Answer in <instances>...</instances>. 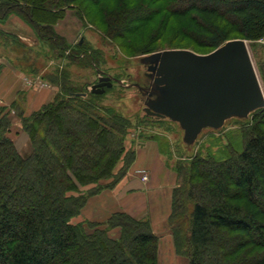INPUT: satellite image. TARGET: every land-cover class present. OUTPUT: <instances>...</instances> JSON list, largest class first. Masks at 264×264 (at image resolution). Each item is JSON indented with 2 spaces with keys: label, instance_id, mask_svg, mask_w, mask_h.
Returning <instances> with one entry per match:
<instances>
[{
  "label": "trees",
  "instance_id": "1",
  "mask_svg": "<svg viewBox=\"0 0 264 264\" xmlns=\"http://www.w3.org/2000/svg\"><path fill=\"white\" fill-rule=\"evenodd\" d=\"M110 1L0 0V21L21 15L39 44L74 60L87 53L84 43L70 50L52 29L66 8H76L111 41L134 34L157 5L166 9L157 35L130 46L129 59L157 52L155 44L173 17L185 21L178 35L208 53L230 40L264 37V0H116L113 9ZM41 8L51 13L52 23L41 20ZM0 32L25 46L17 34ZM87 56L98 67L96 57ZM59 76L53 78L59 91L51 103L28 116L23 105L18 115L29 155L22 156L8 138L10 122L0 108V264H158L159 239L148 221L115 213L102 223L72 222L89 197L119 181L135 155L125 146L128 117L103 104L106 94L122 87L85 93ZM16 107L17 102L11 106ZM136 120L156 122L141 115ZM243 124L249 126L241 141L175 166L168 227L187 264H264V109ZM91 185L96 188L78 192Z\"/></svg>",
  "mask_w": 264,
  "mask_h": 264
},
{
  "label": "rangeland",
  "instance_id": "2",
  "mask_svg": "<svg viewBox=\"0 0 264 264\" xmlns=\"http://www.w3.org/2000/svg\"><path fill=\"white\" fill-rule=\"evenodd\" d=\"M115 2L116 0H111L106 4L109 8L113 9ZM140 2H142V0H140ZM148 4L149 3H145L144 6L147 7ZM156 7L148 23L141 26L134 34L117 41H111L105 38L97 27L87 24L76 8H66L63 11L62 18L52 25V29L57 36L61 37L64 42L68 44L70 50L76 48V45L79 44L80 39H82V43H84L83 49H85L87 53L77 60L70 58L66 52L61 53L60 51L52 50L50 45L39 44L33 37L27 38V41L20 40V42L25 45L21 47L12 38L0 32V70L1 68L4 70H11L10 68H12V71L13 69L18 70L21 74L19 82H22L25 88L28 89V91L18 92L15 100L8 108H5L6 110L3 112L10 122V129L7 136L14 143L16 149L22 156H27L30 153L29 138L24 133L18 117L22 111L23 105V109H25L26 92L39 89H52L56 90L55 92L57 94L59 91V84L58 82L54 83L55 79L53 80L57 73L60 75V82L68 79L67 81H69L71 86L78 87L79 91L85 93L90 92L91 87L97 84L98 77L101 74L116 79H118L117 76H119L120 80L124 83L134 81L136 78L135 71L137 69L134 65V59H129L131 56L129 49L130 46L135 47L140 45L147 35H157L159 32L160 24L167 15V11H163L166 9L162 10L159 5ZM39 12L42 21L53 22V19L50 18L51 13L46 12L42 8ZM184 23V20L173 17L165 33L155 44L154 50H188L199 55L208 54V49L200 48L192 39L178 35L177 30ZM12 28H19L23 33H31L32 36L33 34L35 35L34 27L19 14H10L4 20L0 21V29L9 30ZM245 42L264 95V37L256 41ZM88 53H90V55L92 53V55L96 57L95 62L98 64V67L92 64V60L87 56ZM113 84L119 85L117 83ZM115 89L116 90L113 92L104 96L103 104L117 108L120 112L125 114L131 122V129L128 130L125 139L127 152L133 151L136 158L137 144L146 140L152 141L162 153V162L173 172L175 166L180 163V161H182V163L189 162L195 155L206 156L208 153L218 154L222 148L228 147L231 142L241 141L248 130L246 127L249 125L245 127V124H243L245 120L240 122H238V120H229L220 130H203L193 148L191 150H186L181 144V132L175 124L169 122H141L136 120V117L140 115L141 112L134 107V91L129 88H122L120 90L115 87ZM53 100L54 98L52 101ZM16 102L18 103V107L12 109V104ZM20 103L22 104L21 106H19ZM134 161L135 159L131 165ZM122 165H124L123 161L120 162L119 168ZM140 172L146 175H148V173L146 170L135 171V175L140 176L142 182H146L147 180L143 181ZM108 182L109 181L103 182V184L105 185ZM177 183L178 180L176 178V185ZM95 188L96 186L94 185L86 186L79 188L78 192L86 194L89 190ZM106 189L109 188H103L99 190L98 193ZM69 195L75 196L74 193H70ZM80 221V216L72 219L73 223H79ZM180 257L183 256L180 255ZM183 263L182 261L181 264Z\"/></svg>",
  "mask_w": 264,
  "mask_h": 264
},
{
  "label": "water",
  "instance_id": "3",
  "mask_svg": "<svg viewBox=\"0 0 264 264\" xmlns=\"http://www.w3.org/2000/svg\"><path fill=\"white\" fill-rule=\"evenodd\" d=\"M134 65V81L124 83L101 74L91 92L102 94L113 83L132 89L140 115L175 124L186 150L193 148L203 130H220L229 120H248L264 109V95L244 40L227 41L205 55L157 51L136 57Z\"/></svg>",
  "mask_w": 264,
  "mask_h": 264
},
{
  "label": "crops",
  "instance_id": "4",
  "mask_svg": "<svg viewBox=\"0 0 264 264\" xmlns=\"http://www.w3.org/2000/svg\"><path fill=\"white\" fill-rule=\"evenodd\" d=\"M1 30L17 34L22 41L35 38L34 34L23 33L19 28ZM10 69L0 70V108H8L18 92L28 91L19 82L20 72ZM55 91L39 89L26 92L25 116L50 103ZM154 144L147 140L138 143L135 161L125 175L112 188L89 197L79 216L81 221L104 222L114 213H124L135 220L148 221L151 233L159 239L158 264H181L182 261L187 264V259L176 252L174 238L168 227L176 175L162 162V153ZM137 170H146V182L135 175Z\"/></svg>",
  "mask_w": 264,
  "mask_h": 264
},
{
  "label": "built area",
  "instance_id": "5",
  "mask_svg": "<svg viewBox=\"0 0 264 264\" xmlns=\"http://www.w3.org/2000/svg\"><path fill=\"white\" fill-rule=\"evenodd\" d=\"M142 174V179L143 181H146L147 180V175L143 172H140Z\"/></svg>",
  "mask_w": 264,
  "mask_h": 264
}]
</instances>
